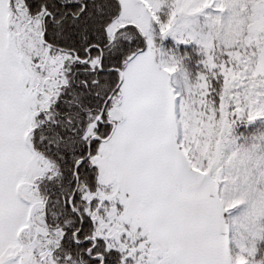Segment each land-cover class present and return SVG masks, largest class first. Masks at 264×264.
Returning a JSON list of instances; mask_svg holds the SVG:
<instances>
[{
    "label": "snow or ice",
    "instance_id": "snow-or-ice-1",
    "mask_svg": "<svg viewBox=\"0 0 264 264\" xmlns=\"http://www.w3.org/2000/svg\"><path fill=\"white\" fill-rule=\"evenodd\" d=\"M0 264H264V0H0Z\"/></svg>",
    "mask_w": 264,
    "mask_h": 264
}]
</instances>
